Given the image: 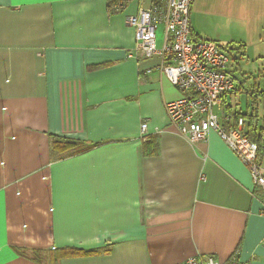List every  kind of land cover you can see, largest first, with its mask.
I'll list each match as a JSON object with an SVG mask.
<instances>
[{
    "label": "crops",
    "instance_id": "crops-1",
    "mask_svg": "<svg viewBox=\"0 0 264 264\" xmlns=\"http://www.w3.org/2000/svg\"><path fill=\"white\" fill-rule=\"evenodd\" d=\"M111 1L0 0V264L223 263L236 251L264 264V191L215 132L194 145L178 135L165 107L183 93L159 58L127 59L138 3L114 14ZM259 20L254 60L228 42L242 50L215 112L227 127L243 118L264 176Z\"/></svg>",
    "mask_w": 264,
    "mask_h": 264
},
{
    "label": "built area",
    "instance_id": "built-area-1",
    "mask_svg": "<svg viewBox=\"0 0 264 264\" xmlns=\"http://www.w3.org/2000/svg\"><path fill=\"white\" fill-rule=\"evenodd\" d=\"M136 1V13L125 18V24L135 32V45L127 59L138 61L159 58V70L183 97L165 107L170 124L179 136L190 144L205 142L213 131L248 169L253 184L264 191L263 170L258 164V147L243 131L244 120L234 126L219 124L215 109L225 96L233 92V78L227 72L231 60L239 57L238 45L206 39H194L190 30V9L194 0H112L110 11L122 13ZM148 1V6H143ZM162 45L156 48L159 29ZM149 73V71L147 72ZM146 123L140 124V135L146 133ZM203 180V178H201ZM179 264H252L240 261L238 251L225 262L212 256H194Z\"/></svg>",
    "mask_w": 264,
    "mask_h": 264
},
{
    "label": "rangeland",
    "instance_id": "rangeland-1",
    "mask_svg": "<svg viewBox=\"0 0 264 264\" xmlns=\"http://www.w3.org/2000/svg\"><path fill=\"white\" fill-rule=\"evenodd\" d=\"M256 19H260L259 23H264V0H195L190 16L192 23L212 34L211 37H206L207 39L233 43L244 41L251 60H254L258 53ZM261 42L264 46V40ZM238 98L241 104L245 105V97L240 95L237 100ZM263 104L262 101L259 103L261 113ZM258 123L264 125V119H259ZM262 165L264 168V160Z\"/></svg>",
    "mask_w": 264,
    "mask_h": 264
},
{
    "label": "trees",
    "instance_id": "trees-1",
    "mask_svg": "<svg viewBox=\"0 0 264 264\" xmlns=\"http://www.w3.org/2000/svg\"><path fill=\"white\" fill-rule=\"evenodd\" d=\"M112 2V1H111ZM111 4V3H110ZM238 49H241V46L238 48ZM242 50V49H241ZM250 94H252L253 95V92L251 91L250 92ZM247 136V135H246ZM248 137V136H247ZM249 138V137H248ZM252 142H254V143H256V145H257V147H258V157H259V152H260V147H261V143H260V141H258V140H253V139H251V138H249ZM70 144H72L71 142H69V143H66V145H70ZM263 144H264V141H263ZM65 151V150H64ZM70 255H73V256H75V254L74 253H72V252H67V253H62V254H54V258H53V261H55L56 262V260H59V259H62V258H66V257H68V256H70ZM40 259H42L41 258V256L39 255V253H35L34 252V255H33V260L35 261V262H37V261H39ZM37 260V261H36ZM38 263V262H37Z\"/></svg>",
    "mask_w": 264,
    "mask_h": 264
}]
</instances>
